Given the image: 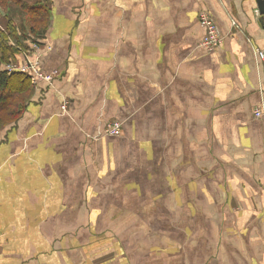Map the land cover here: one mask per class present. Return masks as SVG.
Here are the masks:
<instances>
[{
    "label": "crops",
    "instance_id": "0c3cea01",
    "mask_svg": "<svg viewBox=\"0 0 264 264\" xmlns=\"http://www.w3.org/2000/svg\"><path fill=\"white\" fill-rule=\"evenodd\" d=\"M48 9L41 66L59 75L0 129V264H264L255 0ZM201 11L222 38L213 53ZM111 121L120 135L101 136ZM150 199L162 209H135Z\"/></svg>",
    "mask_w": 264,
    "mask_h": 264
},
{
    "label": "trees",
    "instance_id": "16d2710c",
    "mask_svg": "<svg viewBox=\"0 0 264 264\" xmlns=\"http://www.w3.org/2000/svg\"><path fill=\"white\" fill-rule=\"evenodd\" d=\"M48 2L0 0V66L15 61L21 50H29L43 36L50 19ZM32 90L28 74L0 69V129L17 123Z\"/></svg>",
    "mask_w": 264,
    "mask_h": 264
},
{
    "label": "built area",
    "instance_id": "2783aa9c",
    "mask_svg": "<svg viewBox=\"0 0 264 264\" xmlns=\"http://www.w3.org/2000/svg\"><path fill=\"white\" fill-rule=\"evenodd\" d=\"M198 21L201 27L205 31L203 40L201 41V47L208 52H215L221 45L222 38L217 30L215 23L207 12L201 11L198 14ZM31 54L29 59L25 56L24 63H8L5 64L2 69L7 72H20L30 76V81L33 86H37L38 83L45 82L51 84L53 80L59 75L57 70L50 73H44L41 66V46L39 44H33L30 48ZM257 56L260 59H264V52L258 49L255 50ZM65 108L64 106L62 107ZM253 116L255 118H264V106L255 108L253 110ZM121 133V123L119 121L109 122L104 130L100 133L101 136L114 137L119 136Z\"/></svg>",
    "mask_w": 264,
    "mask_h": 264
},
{
    "label": "rangeland",
    "instance_id": "374dc122",
    "mask_svg": "<svg viewBox=\"0 0 264 264\" xmlns=\"http://www.w3.org/2000/svg\"><path fill=\"white\" fill-rule=\"evenodd\" d=\"M2 12L0 11V14H1ZM1 18V17H0ZM17 23L19 24V21L17 20ZM33 44H39V41H35ZM32 44V45H33ZM31 54V51H30V49L28 50V49H25V50H21L20 51V55H19V58L17 57V59L15 60V61H11V62H9V63H20V64H22V63H24V61H25V56H26V58H28L29 59V55ZM8 64V63H7ZM2 68V66H0V69ZM33 87H35V86H33ZM164 199H166V198H163V200ZM132 204V203H131ZM160 204H161V200L159 199V202H158V206L160 207V209H162L161 208V206H160ZM146 205V209H154V207H155V205H156V203L152 200V199H150V200H148V202L147 201H145V203L143 204V202L142 201H138L137 202V207L135 208V209H139V210H141V209H143V207ZM152 206V207H151ZM158 206H156L155 207V209H157V207ZM136 210V211H137ZM131 214V213H130ZM133 216H140L139 214H133ZM138 218H133V217H131L130 216V225L131 226H133V223H136V222H138ZM141 221H143L144 222V224L145 225H149V224H152L151 223V220L152 219H140ZM161 223H162V221H161Z\"/></svg>",
    "mask_w": 264,
    "mask_h": 264
},
{
    "label": "water",
    "instance_id": "95a60500",
    "mask_svg": "<svg viewBox=\"0 0 264 264\" xmlns=\"http://www.w3.org/2000/svg\"><path fill=\"white\" fill-rule=\"evenodd\" d=\"M257 12L259 14V21L264 28V0H255Z\"/></svg>",
    "mask_w": 264,
    "mask_h": 264
}]
</instances>
